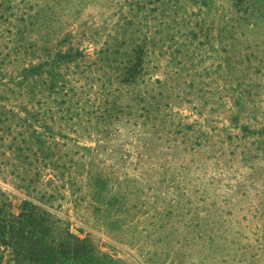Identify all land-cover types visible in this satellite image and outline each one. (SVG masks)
Returning <instances> with one entry per match:
<instances>
[{
	"label": "rangeland",
	"instance_id": "1",
	"mask_svg": "<svg viewBox=\"0 0 264 264\" xmlns=\"http://www.w3.org/2000/svg\"><path fill=\"white\" fill-rule=\"evenodd\" d=\"M236 1L0 0V201L17 214L52 193L92 235L87 264H264V26L240 23ZM138 45L146 75L128 86ZM70 50L86 57L54 66L64 90L47 65L25 78ZM36 113L61 144L47 167Z\"/></svg>",
	"mask_w": 264,
	"mask_h": 264
},
{
	"label": "trees",
	"instance_id": "2",
	"mask_svg": "<svg viewBox=\"0 0 264 264\" xmlns=\"http://www.w3.org/2000/svg\"><path fill=\"white\" fill-rule=\"evenodd\" d=\"M234 7L240 23L242 22V24L253 30L259 25L264 26V9L253 8L254 6L246 5L242 0H237ZM143 50L144 46L138 45L131 55H127L126 59L121 62L122 67L119 69L118 74L120 80L128 86L136 84L139 79L146 75V55H144ZM76 53H79V51L70 50L66 53L58 51L57 55L51 56V60L45 61L46 64L43 62L40 65H31L25 69V78L35 79L37 76H43L47 65V68L51 69L50 74L54 77L51 79V84H48L49 87L52 90L58 88L64 90L65 86L59 84L61 74L52 71L56 72L58 69L54 66L60 68L64 60L73 62L79 56L86 57L85 54L79 55ZM102 54L103 52L98 53V55ZM99 60L102 61L100 56ZM96 65H98V60ZM36 88L35 86L34 89ZM28 94L34 95L35 92L29 89ZM32 118L40 123V117L36 113L26 120L30 123V127L34 129L32 134L36 136V142L39 144L35 156H37L39 163H44V166L47 167L46 161L52 160L51 151L53 147L58 148V156H61L59 150L61 144L58 141L59 139H54L55 134H51L49 137L52 139L49 144L46 137L47 132L39 133L37 128L34 127V122H30ZM24 142L26 143V141ZM31 149L34 150V147H31ZM53 162L56 165H52L59 168L56 156ZM97 176L95 174V177ZM94 180L91 186L95 191H103L106 185L104 179L98 177ZM25 188L29 189V187ZM78 191L82 192L80 187H78ZM102 193L98 192L97 194ZM28 194L22 200L17 214L10 210L11 204L7 203V200L5 202L0 201V264H61L63 263L62 259L66 258L72 259L74 262L72 264H87L88 260H91V263L95 262L97 256H95L96 250L92 235L87 234L85 238H81L72 231L68 221H64L58 213L52 211L55 208L51 203V200H54V195L47 192L39 193L41 196L32 195L30 192ZM79 232L83 234L82 230Z\"/></svg>",
	"mask_w": 264,
	"mask_h": 264
}]
</instances>
